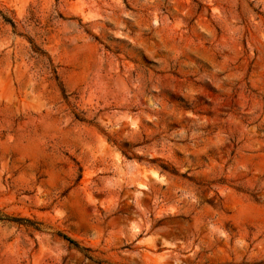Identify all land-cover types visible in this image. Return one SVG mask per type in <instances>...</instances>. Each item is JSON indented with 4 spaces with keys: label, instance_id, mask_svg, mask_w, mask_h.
<instances>
[{
    "label": "rangeland",
    "instance_id": "374dc122",
    "mask_svg": "<svg viewBox=\"0 0 264 264\" xmlns=\"http://www.w3.org/2000/svg\"><path fill=\"white\" fill-rule=\"evenodd\" d=\"M0 264H264V0H0Z\"/></svg>",
    "mask_w": 264,
    "mask_h": 264
},
{
    "label": "trees",
    "instance_id": "16d2710c",
    "mask_svg": "<svg viewBox=\"0 0 264 264\" xmlns=\"http://www.w3.org/2000/svg\"><path fill=\"white\" fill-rule=\"evenodd\" d=\"M195 1V0H194ZM34 51L35 52H37L38 51V49H36V47H34ZM54 71V70H53ZM54 74H55V78L57 79V75H56V73H55V71H54ZM61 89H62V87H61ZM63 90V89H62ZM126 154V153H125ZM157 159H155V161H156ZM153 162V161H152ZM164 171H167V172H170V173H173V174H178L177 173V171L173 168V167H170V166H168V165H166L165 163H159L158 164ZM10 220H18V219H10ZM65 239H67L69 242H71V243H73V244H75L76 246H77V244H76V242L75 241H73L72 239H70V238H68V237H66L65 235H62Z\"/></svg>",
    "mask_w": 264,
    "mask_h": 264
}]
</instances>
